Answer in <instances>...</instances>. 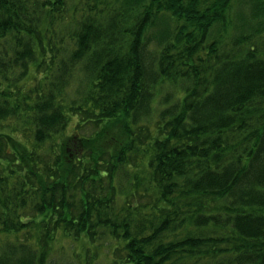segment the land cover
<instances>
[{"label": "trees", "instance_id": "1", "mask_svg": "<svg viewBox=\"0 0 264 264\" xmlns=\"http://www.w3.org/2000/svg\"><path fill=\"white\" fill-rule=\"evenodd\" d=\"M57 243L264 264V0H0V264Z\"/></svg>", "mask_w": 264, "mask_h": 264}, {"label": "rangeland", "instance_id": "2", "mask_svg": "<svg viewBox=\"0 0 264 264\" xmlns=\"http://www.w3.org/2000/svg\"><path fill=\"white\" fill-rule=\"evenodd\" d=\"M162 93V91H161ZM12 122H10L12 125H14V121L11 120ZM18 128H20V126H18ZM67 248H71L69 247L68 244H64ZM79 246L77 245L75 247V249H78ZM97 254V260H98V264H108L107 260L110 259V254H107V249L101 248L99 249ZM53 254H55V257L57 258V261L54 260V264H72V260L73 259V252H70L69 250H67L66 248H62L61 244L57 243V245L54 248ZM65 258V260L62 261V259ZM70 258V259H68ZM67 259V260H66ZM62 261V262H61Z\"/></svg>", "mask_w": 264, "mask_h": 264}]
</instances>
